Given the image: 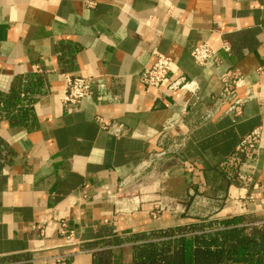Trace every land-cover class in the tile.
<instances>
[{
    "label": "crops",
    "instance_id": "0c3cea01",
    "mask_svg": "<svg viewBox=\"0 0 264 264\" xmlns=\"http://www.w3.org/2000/svg\"><path fill=\"white\" fill-rule=\"evenodd\" d=\"M199 42L218 62H194ZM156 52L171 58L169 78L197 82L198 100L145 88L139 74ZM229 69L251 91L242 114L204 119ZM65 73L94 82L77 110L60 102ZM21 77L25 95L12 107L0 98V264H133L136 245L162 238L156 231L231 218L264 227V0H0V93L17 92ZM97 113L128 133L99 129ZM257 127L251 182L241 186L220 164ZM177 129L186 130L182 148L132 187L150 153L168 143L158 133ZM161 189L176 203L152 215Z\"/></svg>",
    "mask_w": 264,
    "mask_h": 264
},
{
    "label": "built area",
    "instance_id": "2783aa9c",
    "mask_svg": "<svg viewBox=\"0 0 264 264\" xmlns=\"http://www.w3.org/2000/svg\"><path fill=\"white\" fill-rule=\"evenodd\" d=\"M221 48L227 52L230 50L228 43L224 41L221 44ZM190 55L194 62L199 65H205L211 59L218 62L216 50L207 42L194 44L190 48ZM171 61L169 56L156 52L154 61L149 66L145 67L139 74L140 82L147 90L165 86L164 93L166 94L171 91H187L191 94L194 101L198 100V84L194 79H188L182 75L169 78ZM41 73V66L35 65L34 73L30 76L32 77V82H39ZM218 79L221 82V90L212 98L210 107L204 108L202 117L204 119H213L221 114L230 113L234 120L242 114L243 105L251 91L243 75L236 69H229L220 73ZM28 81V77H21L18 79L16 90L19 96L23 97L25 95L24 88ZM63 82L64 85L60 94V102L66 108L73 110L79 109L82 99L93 94L94 82L91 77L72 76L65 73L63 74ZM188 106V101L182 104L181 111L183 114L187 112ZM94 120L99 129L116 137L123 136L129 131L128 127L123 122L108 119L98 113L94 116ZM261 132V128L257 127L243 136L236 145L233 153L220 164L226 176L235 179L241 186L248 185L251 182L250 168H252L256 162ZM158 136L162 140H167L168 143L165 146L161 145L157 150L151 152L148 162L137 169L135 172L136 175L149 166H154L159 159L179 151L184 145L186 130H162L158 133ZM163 174L164 176L167 175V171H164ZM160 192H162V189ZM115 193L116 191L113 190L108 191V194L113 196ZM152 202L155 209L151 212L152 215L158 213L160 209L169 208V204L176 203L174 199L168 198L165 194L160 195L159 198H156ZM184 206L185 205H183V209L185 208ZM58 219L60 223V234L64 236L66 241H71L72 231L67 229L66 223L62 218ZM257 224L260 225L259 223ZM57 261H60V258H58Z\"/></svg>",
    "mask_w": 264,
    "mask_h": 264
},
{
    "label": "trees",
    "instance_id": "16d2710c",
    "mask_svg": "<svg viewBox=\"0 0 264 264\" xmlns=\"http://www.w3.org/2000/svg\"><path fill=\"white\" fill-rule=\"evenodd\" d=\"M17 94L12 89L0 98L12 107ZM238 221L205 220L153 232L162 238L136 245L133 264H264V227L238 226Z\"/></svg>",
    "mask_w": 264,
    "mask_h": 264
},
{
    "label": "rangeland",
    "instance_id": "374dc122",
    "mask_svg": "<svg viewBox=\"0 0 264 264\" xmlns=\"http://www.w3.org/2000/svg\"><path fill=\"white\" fill-rule=\"evenodd\" d=\"M158 177V176H157ZM130 181L131 182H134L135 183V185H133L132 187H135L136 185H140L141 184V181H142V177H141V173H139V174H134L132 177H131V179H130ZM129 181V182H130ZM131 184L130 183H125V185L123 186V188H124V191H129L130 189H131ZM133 189V188H132ZM158 194L159 195H162L163 194V192H158Z\"/></svg>",
    "mask_w": 264,
    "mask_h": 264
}]
</instances>
